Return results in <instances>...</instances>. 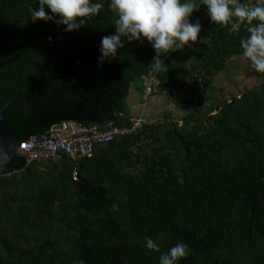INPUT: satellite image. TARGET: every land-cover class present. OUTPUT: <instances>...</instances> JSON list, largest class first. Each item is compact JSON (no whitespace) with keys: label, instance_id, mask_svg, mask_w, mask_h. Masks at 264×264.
I'll return each mask as SVG.
<instances>
[{"label":"trees","instance_id":"obj_1","mask_svg":"<svg viewBox=\"0 0 264 264\" xmlns=\"http://www.w3.org/2000/svg\"><path fill=\"white\" fill-rule=\"evenodd\" d=\"M34 7L0 0V108L41 82L7 108L4 124L21 140L68 120L128 126L127 98L144 91L152 45L133 41L101 62L116 19L106 0L71 32L32 22ZM190 20L202 25L198 40L161 57L156 90L184 115L147 120L79 158L13 156L0 176V264H159L178 241L190 248L180 264H264V82L215 101L211 86L248 33L214 24L206 6Z\"/></svg>","mask_w":264,"mask_h":264},{"label":"clouds","instance_id":"obj_2","mask_svg":"<svg viewBox=\"0 0 264 264\" xmlns=\"http://www.w3.org/2000/svg\"><path fill=\"white\" fill-rule=\"evenodd\" d=\"M116 14L115 31L101 38L99 60L118 57L119 50L133 41L146 39L156 55L150 64L154 72L164 71L167 65L161 59L170 52L191 48L197 42L202 25L190 17L195 10L206 6L211 22L233 29L244 26L248 35L241 39L243 57L251 68L264 74V0L239 3L238 0H106ZM105 0H38V7L30 9L31 21H54L65 25V31L79 30L99 15ZM50 10L49 11H46ZM80 18V19H78ZM51 39V38H50ZM147 249L160 252L159 244L145 238ZM190 254L189 245L178 241L167 252H162L159 264H180Z\"/></svg>","mask_w":264,"mask_h":264},{"label":"built area","instance_id":"obj_3","mask_svg":"<svg viewBox=\"0 0 264 264\" xmlns=\"http://www.w3.org/2000/svg\"><path fill=\"white\" fill-rule=\"evenodd\" d=\"M238 2L255 3L256 0H238ZM207 18H209L208 15ZM160 84L158 73L150 71L144 77L143 98L149 99L156 93ZM146 122L145 117L135 116L128 126L104 130L97 125L88 126L72 120L63 121L53 126L47 133L33 135L21 141L18 153L25 157L27 164L58 161L64 156L79 158L93 153L96 146L100 144L137 133Z\"/></svg>","mask_w":264,"mask_h":264},{"label":"crops","instance_id":"obj_4","mask_svg":"<svg viewBox=\"0 0 264 264\" xmlns=\"http://www.w3.org/2000/svg\"><path fill=\"white\" fill-rule=\"evenodd\" d=\"M239 57V56H236ZM234 58V57H233ZM233 58H231L229 61H231ZM240 64L242 66V72L236 76L234 81L232 82L229 80V82L226 80V77H221L222 81L220 83V86H222L219 90L218 87L214 86L212 84L211 91L215 90L217 93L214 97L215 101L226 99L228 98V94L231 92L234 94V97L239 96L244 91L254 87L257 84L264 82V74H260L255 72L249 62L243 57V55H240ZM228 66V65H227ZM223 69L221 72H223ZM220 72V73H221ZM220 74L217 75V77ZM258 78H260L258 80ZM215 87V88H214ZM245 88V90H242ZM241 89V90H240ZM221 91L224 93H221ZM231 99V98H228ZM127 104L129 108V112L131 116H143L148 121H153L155 119H159L160 115H164L166 113L171 114H182L184 115L187 112V108L184 105L177 104L171 97L167 96L163 93H154L148 100H144L143 94L141 91L135 87H132L130 94L127 98Z\"/></svg>","mask_w":264,"mask_h":264},{"label":"water","instance_id":"obj_5","mask_svg":"<svg viewBox=\"0 0 264 264\" xmlns=\"http://www.w3.org/2000/svg\"><path fill=\"white\" fill-rule=\"evenodd\" d=\"M40 84L41 82H38L34 87L29 89L28 91L11 98L10 100L6 101L0 108V176L3 175L7 164L11 161L13 156L18 153L20 142L25 141L31 137L30 136L27 139L21 140V138L17 134L12 132L9 127L4 124L7 108L13 105L14 103L18 102L19 100L23 99L31 92L39 93Z\"/></svg>","mask_w":264,"mask_h":264},{"label":"rangeland","instance_id":"obj_6","mask_svg":"<svg viewBox=\"0 0 264 264\" xmlns=\"http://www.w3.org/2000/svg\"><path fill=\"white\" fill-rule=\"evenodd\" d=\"M240 56L239 57H234L231 61H229L228 62V66H227V69L226 70H224L223 72H221V73H219L220 75L218 76V77H216L215 78V80H214V86L216 87H218V90L222 87V86H220V83H221V81H222V78L221 77H226V80L229 82V80H231V78H232V82L234 81V79L236 78V76L238 75V74H240L241 72H242V66H241V64H240ZM260 78H258V80H259ZM214 87V88H215ZM245 88H247V87H244V89H242V90H245ZM241 90V89H240ZM216 91L215 90H213V91H211V93L214 95V96H216V94L217 93H215ZM221 93H223L222 91H221ZM224 94V93H223ZM228 98H232L233 96H234V94L233 93H229L228 95ZM144 100H148V99H144ZM182 115V114H181ZM179 113L178 114H172V116L175 118V119H178L180 116H181ZM160 118L161 119H163V114L162 115H160ZM159 118V119H160ZM155 120H157V119H155Z\"/></svg>","mask_w":264,"mask_h":264}]
</instances>
